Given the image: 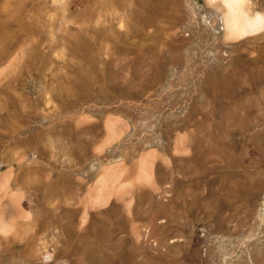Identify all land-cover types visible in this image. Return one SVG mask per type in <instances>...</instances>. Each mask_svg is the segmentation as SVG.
<instances>
[{"label": "rangeland", "instance_id": "1", "mask_svg": "<svg viewBox=\"0 0 264 264\" xmlns=\"http://www.w3.org/2000/svg\"><path fill=\"white\" fill-rule=\"evenodd\" d=\"M226 11L0 0V264H264V27Z\"/></svg>", "mask_w": 264, "mask_h": 264}, {"label": "bare ground", "instance_id": "2", "mask_svg": "<svg viewBox=\"0 0 264 264\" xmlns=\"http://www.w3.org/2000/svg\"><path fill=\"white\" fill-rule=\"evenodd\" d=\"M222 1L227 9L225 23L231 34L242 36L249 32L259 31L264 27V12L256 10L259 7L258 0ZM143 172L144 169L140 168L139 177L145 175ZM10 226L11 223L5 217H0V229H8Z\"/></svg>", "mask_w": 264, "mask_h": 264}]
</instances>
